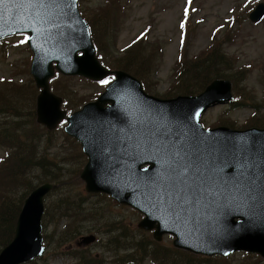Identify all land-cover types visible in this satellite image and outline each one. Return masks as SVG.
I'll return each instance as SVG.
<instances>
[{"label": "water", "instance_id": "water-1", "mask_svg": "<svg viewBox=\"0 0 264 264\" xmlns=\"http://www.w3.org/2000/svg\"><path fill=\"white\" fill-rule=\"evenodd\" d=\"M77 3L0 0V39L27 34L30 74L39 89L36 122L49 130L67 122L64 131L87 156L80 173L85 191L131 206L143 215L139 228L152 231L157 241L172 235L178 249L223 257L246 251L264 258V127L205 128L200 122L209 106L232 101L231 81L214 79L196 95L147 93L135 76L99 61ZM263 16L261 1L248 19L256 23ZM55 72L114 79L95 100L67 114L50 89ZM52 187L42 183L25 198L0 264H22L44 253L43 197ZM94 241V235H83L76 245Z\"/></svg>", "mask_w": 264, "mask_h": 264}, {"label": "rangeland", "instance_id": "rangeland-1", "mask_svg": "<svg viewBox=\"0 0 264 264\" xmlns=\"http://www.w3.org/2000/svg\"><path fill=\"white\" fill-rule=\"evenodd\" d=\"M260 1L264 0H191V3L189 0H79L78 7L87 20H92L98 10L111 13L110 18L104 17L107 18L100 32L102 38L105 37L108 41L110 56L121 55L120 51L126 44L137 35L144 34L142 41L156 50L157 71L150 82L153 87L150 94L164 97L168 92L180 53H187L188 57L195 56L216 40L221 42L223 51L228 53L237 65H242L247 70V79L243 85L252 87L256 99L264 101V17L257 23L248 19L249 12ZM116 9L118 12H114ZM26 37V34H22L0 41V130L6 128L8 131H14L17 126L27 132L34 129L42 134L38 139L40 150L37 151V157L45 155L48 163L45 167L33 168L27 180L30 185L37 184L42 179V171L46 170L57 175L60 185L54 186L45 196L47 212L42 222L43 225L46 224V229L43 228L46 252L34 262L23 264H40L41 259L46 258L51 264H79L75 255H67L75 249L82 250L88 259L101 260L99 264H136L133 261H115L108 251L109 248L105 247L107 240L111 238H115L117 243L119 240L125 244V248L119 250L120 253L132 252L128 248L139 243L143 245L139 244L138 247H146L151 251L156 247H163L168 251V248L173 247V236L165 233L160 241L155 240L151 231L137 226L142 217L138 211L109 197L114 203L112 204L109 199L101 198L100 193L85 191L84 181L80 179L78 171H82L87 159L80 143L64 132L63 124L60 125L61 130L67 138L59 132L46 134L33 127V112H30L33 109L35 111V104L33 109L32 106L36 95L30 84V79L34 84L29 71L32 52L26 44ZM63 77H66L62 83L65 91L62 95H56H67L71 105L78 108L84 100H94L106 85L101 81L96 82L81 76ZM105 80L109 82V77L102 81ZM241 85L242 82L239 84L240 88ZM238 98L240 99L239 96ZM63 107L65 108L62 104L61 108ZM253 112L252 108L234 107L231 103L214 104L205 110L200 121L205 128L231 124L234 128L241 129L249 127L245 125L254 119L251 116ZM5 149L7 148L0 144V158L4 156ZM2 182L0 178V183ZM29 193L26 188L23 189L21 201ZM82 195L84 200L76 203L78 208H72L69 204L77 202ZM66 212L74 213L68 215ZM72 215L74 217L68 220V216ZM74 222L80 226L81 235L92 234L95 241L77 248L75 240L81 236L79 235L71 243L54 249L56 252L50 255L49 249L54 248L52 242L58 238L55 234H58L64 225ZM193 255L208 257L210 260L194 264H264V258L259 254L246 251H235L225 257ZM134 257L141 264H154L150 261V256L142 257L135 253ZM219 257L224 259H218Z\"/></svg>", "mask_w": 264, "mask_h": 264}, {"label": "trees", "instance_id": "trees-1", "mask_svg": "<svg viewBox=\"0 0 264 264\" xmlns=\"http://www.w3.org/2000/svg\"><path fill=\"white\" fill-rule=\"evenodd\" d=\"M97 12L95 11L93 19L88 20V23L91 28L92 38L99 60L110 69L127 71L141 81L143 88L147 92H153V87L150 85V82L153 80L154 74L157 71L155 48L142 41L144 34L141 33L124 46L120 51L122 52L121 55L117 57L110 56L108 41L105 37L102 38L100 32L103 30L105 19L107 17L110 18L111 13L102 10H98ZM114 12H118V10L116 9ZM105 16L107 17L104 19ZM65 79L66 77L60 74H55L53 79H51L50 88L55 94L62 95V92L65 91V88H62V83ZM214 79H229L231 81L233 92L236 94L234 95L235 98L231 102V105L234 107L242 106L254 109L251 115L254 119H251L252 121L245 126L264 127V101L256 99L252 87L246 84L243 85L247 79V70L245 67H242V65H237L236 61L233 60L228 53L223 51L221 42H217L216 40L213 41L206 50L200 51L195 56L188 57L187 53H180L177 66L174 69L170 88L164 97L178 94H198ZM240 82H242V88L239 86ZM30 84L35 95H37L38 89L35 88L31 79ZM62 98V104L65 106V108H63L66 109L68 113L78 108L77 106L71 105L69 99H67V95L62 96ZM84 102L85 100L82 104ZM34 104L35 97L33 99L32 109L34 108ZM30 113H32L34 118V120L31 119L34 128L40 129L46 134L59 132V134L67 138V135L64 134L60 126L53 131H48L36 123L34 109ZM227 125L234 127V125L231 124ZM41 135L34 129L31 132H27L25 129L17 126L14 127V131H8L6 128L5 130H0V144L7 148L5 149L4 156L0 158V178L3 181L0 183V249L6 246L13 238L16 219L24 200L21 201L23 189L26 188L27 193H29V188L33 190L36 185L44 182H50L54 184L55 187L60 185L57 175L46 170L42 171V179H40L37 184L30 185L27 180L28 174L33 168L45 167L48 163V160L44 158L45 155L44 157H37L39 155L37 151L40 150V141L38 139ZM78 174H80L79 171ZM99 196L109 199L112 204H114L107 195L99 194ZM83 200L84 196H79L77 202L73 201L71 202L73 205L71 203L69 205L76 209L78 208V204L76 203H80ZM44 210L45 215L47 212L46 205ZM73 213L74 212H66L68 215ZM71 217H74V215L68 216V220H70ZM72 222L73 219L71 220V223ZM43 226V228L46 229V224ZM79 235H81L80 226L76 225L75 222L73 224L64 225L63 229L58 234H55L58 238L52 242L54 248L49 249L50 255L56 252L54 249L62 247L65 243H71ZM47 238L49 243H51L48 235ZM51 238H53V236ZM105 245V247L109 248L108 251L111 256L119 263L133 261L136 264H141L135 259V253L142 257L150 256V261L154 264H194L195 262L210 261L208 257L203 258L202 256L193 255L190 252L175 249L172 246L168 248V251L163 247H156L151 251L146 247L132 245L128 248L131 249L132 252L120 253L119 250L125 248V244L120 243L119 240L117 243L115 238H111L107 240ZM81 251L82 250L75 249V251L68 252L67 255H75L80 262L79 264H99L101 262V260L97 261L96 258L88 259ZM62 256L64 255L62 254ZM218 259L224 258L219 257ZM157 260L160 262H157ZM41 261L40 264H51L47 258L41 259Z\"/></svg>", "mask_w": 264, "mask_h": 264}, {"label": "snow or ice", "instance_id": "snow-or-ice-1", "mask_svg": "<svg viewBox=\"0 0 264 264\" xmlns=\"http://www.w3.org/2000/svg\"><path fill=\"white\" fill-rule=\"evenodd\" d=\"M39 2L41 3V4H43V5H47V3H48V0H39ZM189 3H191V0H189ZM185 15H187V9L185 10ZM181 27H183V24H181ZM101 83L102 84H107L108 83V81H101ZM197 115H199V113H197ZM162 195H168V192L167 191H165L164 193H162ZM180 205H179V203L177 204V207H179Z\"/></svg>", "mask_w": 264, "mask_h": 264}]
</instances>
